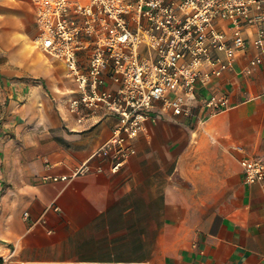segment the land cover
Listing matches in <instances>:
<instances>
[{"label": "crops", "instance_id": "1", "mask_svg": "<svg viewBox=\"0 0 264 264\" xmlns=\"http://www.w3.org/2000/svg\"><path fill=\"white\" fill-rule=\"evenodd\" d=\"M34 34L29 0H0L4 264L70 261L60 252L65 239L100 227L119 228L113 237L138 250L82 261L264 264V188L242 175L245 160L264 161V55L246 75L242 70L256 55L249 48L200 89L190 118L156 107L134 141L136 154L113 174L93 154L117 119L99 111L78 122L67 104L76 85L56 79V65L32 52ZM214 96H226L227 109L207 117L202 102Z\"/></svg>", "mask_w": 264, "mask_h": 264}, {"label": "built area", "instance_id": "2", "mask_svg": "<svg viewBox=\"0 0 264 264\" xmlns=\"http://www.w3.org/2000/svg\"><path fill=\"white\" fill-rule=\"evenodd\" d=\"M29 2L35 15V46L59 60L76 85L68 101L70 113L79 115L78 122L99 111L117 119L111 138L93 154L106 159L113 174L136 154L134 141L156 107L174 117L190 118L200 89L230 71L249 48L256 55L242 70L246 75L264 55V0ZM202 103L207 117L227 109L226 96ZM242 175L246 184L264 188V161L245 160ZM5 261L0 256V264Z\"/></svg>", "mask_w": 264, "mask_h": 264}, {"label": "rangeland", "instance_id": "3", "mask_svg": "<svg viewBox=\"0 0 264 264\" xmlns=\"http://www.w3.org/2000/svg\"><path fill=\"white\" fill-rule=\"evenodd\" d=\"M22 23H24L25 26L27 27L29 25V28H33V25L31 26L32 22H29L28 20L23 21ZM1 24L5 28H8V27L14 28L15 26H19L17 25V23H14V21L12 22L1 21ZM35 36L36 34L31 36V38H28L30 39V41H28V45L30 46V48H32V52L38 53L37 56H39L44 61L48 59L49 60L48 62L50 61L53 62V65L54 64L56 65V68L52 69L56 73V79L57 77H61L63 82L67 81L68 84H70L71 81L67 77V71L63 67L62 63L55 58H51L48 56L46 58L40 52V50L35 48L36 47L34 43ZM67 86L68 85L66 84L64 87L66 88ZM68 96L71 97V96H74V94L69 93ZM63 99H65L66 101V97H64ZM117 226H119V223ZM119 231H120L119 228H112V229L110 228L106 230L102 227L94 228L90 230H84L82 232L77 233L75 236H69L68 238H66L65 243L61 246L60 252L65 257H68V259L75 260V261H82V259L96 258V257H101V256H107L110 254L119 255L122 252H126V251L135 253L138 250L137 246L127 245L125 243H122V241L125 239L119 237L120 235H116L115 237H113L114 233L119 232ZM11 251L13 252L14 248H12ZM45 253L46 252H41L40 255H43ZM46 254H49V251ZM84 261H87V260H84Z\"/></svg>", "mask_w": 264, "mask_h": 264}]
</instances>
